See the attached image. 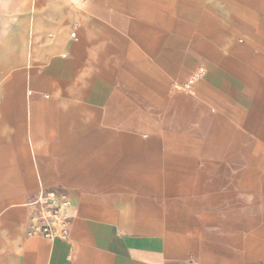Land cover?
<instances>
[{
  "label": "crops",
  "instance_id": "1",
  "mask_svg": "<svg viewBox=\"0 0 264 264\" xmlns=\"http://www.w3.org/2000/svg\"><path fill=\"white\" fill-rule=\"evenodd\" d=\"M194 4L0 0L4 121L74 202L68 239L1 210L0 264H264V0Z\"/></svg>",
  "mask_w": 264,
  "mask_h": 264
},
{
  "label": "built area",
  "instance_id": "2",
  "mask_svg": "<svg viewBox=\"0 0 264 264\" xmlns=\"http://www.w3.org/2000/svg\"><path fill=\"white\" fill-rule=\"evenodd\" d=\"M204 72L205 68L199 66L176 88L190 90ZM26 204L31 209L26 229L28 236L49 240L70 237L74 202L68 191L40 188L30 196Z\"/></svg>",
  "mask_w": 264,
  "mask_h": 264
},
{
  "label": "rangeland",
  "instance_id": "3",
  "mask_svg": "<svg viewBox=\"0 0 264 264\" xmlns=\"http://www.w3.org/2000/svg\"><path fill=\"white\" fill-rule=\"evenodd\" d=\"M182 1L183 0H174L175 7L180 6ZM194 1L195 4L193 6H196L198 0H194ZM250 32L252 35L251 37H253V39H255L256 41L260 40L262 34L261 29H254L253 31ZM10 76H11V71H9L8 73L7 72L3 73V75L0 77V85L5 84L9 79L8 77ZM5 96H6L5 94L0 93V149H5L11 146L10 151L13 150L15 157L10 158L8 160L10 161V163L11 162L14 163V168L18 171V173L15 172V174L11 175V177L14 181L21 180L22 183L25 182L24 185L27 186L28 188L7 189L5 192V190H1L2 187H0V212L1 210L5 209L7 206L13 204H19L27 201V196H29L30 194L32 195L35 192V186L33 184L34 175L31 172L29 160L26 157L27 146L26 143L24 142L23 136L21 135L20 132L13 134L12 127H7L6 122L4 121L5 110L1 108V104L4 101ZM6 129L10 131L7 133ZM2 160H4L3 162L5 163L6 159H2ZM4 163L3 165H5ZM12 185L13 184L10 183V186ZM14 185H16V181L14 182ZM19 185H23V184H19Z\"/></svg>",
  "mask_w": 264,
  "mask_h": 264
}]
</instances>
